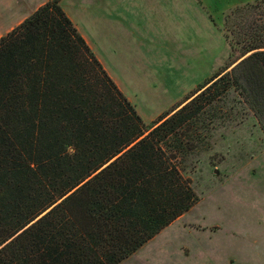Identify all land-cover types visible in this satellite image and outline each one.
<instances>
[{
  "label": "trees",
  "instance_id": "trees-1",
  "mask_svg": "<svg viewBox=\"0 0 264 264\" xmlns=\"http://www.w3.org/2000/svg\"><path fill=\"white\" fill-rule=\"evenodd\" d=\"M61 1L0 38V264H121L197 203L179 158L225 98L264 134V1L225 17L233 60L151 126Z\"/></svg>",
  "mask_w": 264,
  "mask_h": 264
},
{
  "label": "rangeland",
  "instance_id": "rangeland-1",
  "mask_svg": "<svg viewBox=\"0 0 264 264\" xmlns=\"http://www.w3.org/2000/svg\"><path fill=\"white\" fill-rule=\"evenodd\" d=\"M13 1L0 0V38L25 20V12L18 17L7 12ZM201 1L207 8L202 5L199 19L189 18L188 3L184 19L167 0H62L60 5L151 126L182 108L233 60L224 19L245 0ZM171 36L180 43L172 44ZM232 100L230 94L220 103L230 118L198 133L179 158L197 203L121 264H264V134L248 111L233 109Z\"/></svg>",
  "mask_w": 264,
  "mask_h": 264
},
{
  "label": "crops",
  "instance_id": "crops-1",
  "mask_svg": "<svg viewBox=\"0 0 264 264\" xmlns=\"http://www.w3.org/2000/svg\"><path fill=\"white\" fill-rule=\"evenodd\" d=\"M45 1H48V0H45ZM167 1H174V4H176L177 5V11H180L182 14H183V17H184V19H186V3H188V6L192 9V11H193V13H190L189 14V18L191 19V17H193V18H201V13H202V11H203V6L202 5H204L205 6V4L206 3H204L203 1H201V0H167ZM255 1H257V0H245V1H243L241 4H247V3H249V2H255ZM44 2V1H43ZM43 2H42V0H14L13 1V4H14V6L13 7H8L6 10H7V12H11V13H13L12 14V17L14 16V17H18V16H16V14L17 15H19V13H22V12H25L22 16H21V18H27V17H29L33 12H35L41 5H43ZM45 3V2H44ZM194 6V8H192ZM206 7V6H205ZM198 9V14H197V9ZM207 8V7H206ZM8 9H10V10H8ZM209 15H211V14H209ZM211 17H212V15H211ZM186 24V23H185ZM185 24H184V34L186 33V29H185ZM84 32H82V34H81V36H82V38L85 40V42L86 43H88L87 41H86V37H85V35L87 36V34H85ZM88 37V36H87ZM184 37V36H183ZM88 39H90V37H88ZM168 40H170V42L172 43V44H177V43H180L179 41L180 40H178V42L175 40V37L173 36H171V38L170 39H168ZM90 42H91V40H89ZM177 43H176V42ZM184 41H185V38H184Z\"/></svg>",
  "mask_w": 264,
  "mask_h": 264
}]
</instances>
